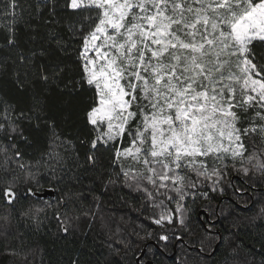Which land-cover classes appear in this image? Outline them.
I'll return each mask as SVG.
<instances>
[{
  "label": "snow or ice",
  "instance_id": "snow-or-ice-1",
  "mask_svg": "<svg viewBox=\"0 0 264 264\" xmlns=\"http://www.w3.org/2000/svg\"><path fill=\"white\" fill-rule=\"evenodd\" d=\"M58 10L68 13L76 77L61 86L65 66L36 64V51H20L12 60V83L18 92H27L30 103L21 108L19 101L3 102L0 134L10 144L5 151L13 153L6 164L23 159L13 141L31 144L25 123L36 130L46 124L60 140L56 121L49 116L55 86L65 109L87 90L82 109L87 131L80 140L87 167L99 170L96 179L105 188L123 177L124 186L144 198L142 207L150 210L148 219L156 225H175L178 214L179 224L191 232L193 206L198 200H211L209 191L202 190L209 187L207 182L215 190L231 171L250 175L244 165L253 161L264 176V0H38L35 15L29 13L28 19L20 0H0V32L6 34L0 48L19 47L20 23L33 33L39 23L32 21L59 23ZM48 41H55L62 53L68 47L54 33ZM39 55L45 57L46 52L41 49ZM7 63H0L6 75ZM31 69L34 79L29 81ZM128 160L134 165L125 169ZM58 167L62 157L54 158L51 150L27 169L17 163L19 170L27 171L24 191L17 170L0 167V199L14 205L22 196H35L45 178L40 169L59 181ZM43 210L29 207L21 215L35 219ZM61 228L68 232L70 220Z\"/></svg>",
  "mask_w": 264,
  "mask_h": 264
},
{
  "label": "trees",
  "instance_id": "trees-1",
  "mask_svg": "<svg viewBox=\"0 0 264 264\" xmlns=\"http://www.w3.org/2000/svg\"><path fill=\"white\" fill-rule=\"evenodd\" d=\"M20 2L27 9L25 19L29 13L35 15L38 0ZM67 17L68 13L58 10L56 19L59 23L46 25L43 19L32 21L39 23L35 33L20 23L19 47L0 48V63L7 60L9 70L7 75L0 72V116L4 114V101H19L21 108L30 103L27 92H18L11 80L12 60L20 51L25 55L36 51V64L43 63L48 68L56 63L63 64L65 72L61 86L69 78L75 79V57L70 54L75 41L68 32ZM48 18L45 11L44 19ZM49 33L67 42L68 47L63 53L57 49L55 41H48ZM5 35L0 32V45H3ZM32 35L37 39L31 40ZM41 49L46 52L45 57L39 55ZM33 71L29 70V81L34 79ZM87 96V90L77 94L71 108L65 109L59 103L62 94L53 86L49 116L56 121L55 131L60 140L52 137L46 124L42 123L41 129L36 130L25 123V134L31 144L19 139L13 141L23 152V159L17 162L5 163L13 153L5 151L10 144L0 134V167L17 170L22 191L25 190L23 181L27 171L19 170L17 163L25 164L27 169L29 165H35L41 153L49 150L54 158L62 157V167L55 172L61 177L59 181L51 180L50 173L41 168L45 178L35 196H22L14 205H7L0 199V264H72L73 260L77 264H264V176L253 167L256 162L244 165L250 168V175L231 171L219 180L215 190H211V182H207L209 187L202 190L209 191L211 200H198L193 206L188 222L191 232L179 224L178 214L175 225L165 222L161 227L148 219L150 210L143 209L144 198L124 186L123 177L105 188L96 179L99 170L87 167L84 161L86 147L80 143L87 131L82 117ZM61 141L67 143L62 145ZM80 164L85 167H78ZM73 176H79L80 180L74 181ZM31 187L36 190L35 185ZM45 191L53 194L41 196ZM66 194L71 195L70 200ZM62 198L64 203H60ZM187 202L191 205L192 198L188 197ZM29 207L33 211L36 208L44 210L35 219L31 214L22 216ZM201 210L208 218L205 214L199 215ZM85 212L89 214L85 216ZM66 220L71 222L68 232L61 228L62 224L66 226ZM161 235H168L169 239L161 240ZM201 239H204L203 245ZM6 249L16 255L7 254Z\"/></svg>",
  "mask_w": 264,
  "mask_h": 264
},
{
  "label": "water",
  "instance_id": "water-1",
  "mask_svg": "<svg viewBox=\"0 0 264 264\" xmlns=\"http://www.w3.org/2000/svg\"><path fill=\"white\" fill-rule=\"evenodd\" d=\"M53 193H51V192H49V191H45V192H43V193H41L40 195L41 196H47V195H52ZM201 214H205V216H206V218H208V215L206 214V212L204 211V210H201L200 212H199V215H201ZM144 251V250H143ZM143 251H142V254H143Z\"/></svg>",
  "mask_w": 264,
  "mask_h": 264
},
{
  "label": "rangeland",
  "instance_id": "rangeland-1",
  "mask_svg": "<svg viewBox=\"0 0 264 264\" xmlns=\"http://www.w3.org/2000/svg\"><path fill=\"white\" fill-rule=\"evenodd\" d=\"M253 162H256V161H253ZM133 165H134V162L131 161V160L125 161V162L123 163V167H124L125 169H128V168L132 167Z\"/></svg>",
  "mask_w": 264,
  "mask_h": 264
}]
</instances>
